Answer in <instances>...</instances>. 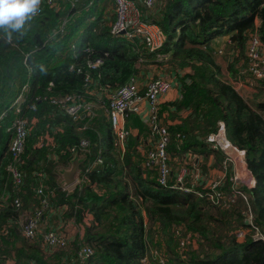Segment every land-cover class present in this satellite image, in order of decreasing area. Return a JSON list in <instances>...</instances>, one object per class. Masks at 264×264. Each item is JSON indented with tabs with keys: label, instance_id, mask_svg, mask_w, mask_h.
I'll list each match as a JSON object with an SVG mask.
<instances>
[{
	"label": "trees",
	"instance_id": "trees-1",
	"mask_svg": "<svg viewBox=\"0 0 264 264\" xmlns=\"http://www.w3.org/2000/svg\"><path fill=\"white\" fill-rule=\"evenodd\" d=\"M88 1L74 0L73 8L67 10L68 2L56 0V12L43 6L40 16L26 20L22 29L7 30L11 31L10 39L7 31L0 29V114L5 111L0 120V245L12 246L7 251L0 246V264L7 257L13 264H144L140 259L150 261L152 255L161 258L162 264H264V242L252 240L256 234L264 238V82L256 81L248 97L241 96L232 85L234 80L243 79L238 69L245 64L248 36L255 33L264 45V0H165L164 6L155 11L156 17H150L164 35L159 52L168 55L166 61L156 63L165 64L167 73L172 69L182 72L176 79L178 98L159 105L160 116L166 110L168 120L176 121L166 124V152L180 159L186 150L196 155L212 150L222 165L221 151L204 142L216 131L217 121H222L226 139L243 152L246 168L254 178L250 189L242 188L246 200H228L227 206L222 198H206L204 193H210L206 188H199L202 197L164 188L156 184L140 161L125 163L126 152L133 154L131 147L137 143L129 134L120 159L102 109L95 116L98 120L94 117L76 123L80 128L87 122L80 130L61 109L53 111L48 97L85 98L86 77L114 90L136 74L135 65L141 56H155V52L143 54L140 41L109 36L101 11L94 3L87 6ZM64 13L66 33L56 34L45 43L48 32ZM92 14L95 20L86 22L87 29L81 34L77 27ZM73 33L80 34L76 46L67 42ZM225 34L230 44L217 55L209 41ZM218 57L226 62L230 78L221 73ZM95 59L101 60L96 68L86 66ZM238 63H242L240 67ZM70 64L79 67V72L69 70ZM24 82L29 84L30 95L16 114L25 120L29 133L22 152L13 160L6 146L9 132L4 130L16 114L7 107ZM33 95L43 97L34 99ZM135 119L132 123L138 126V133L145 132V126ZM130 125L126 124L128 130ZM81 139L88 141L87 149L72 154L70 147L78 148ZM54 154H58L56 162L50 161ZM96 157L102 164L84 172L86 164ZM73 158L83 180L66 195L57 185L58 169L67 167ZM8 164L21 174L18 187L4 169ZM229 173L228 169L217 187L225 193L230 188ZM202 178L199 172L198 184H202ZM39 184L42 195L35 191ZM16 195H20L19 207L11 205ZM53 196L66 205L62 217L75 231L69 232L64 247L46 250L41 241L17 235L15 227L20 231L25 221L18 214L28 210L26 219L40 207L43 197L46 208L52 209ZM45 214L44 218L47 211ZM224 215H228L226 221ZM224 223L230 228L222 233L220 226ZM42 226L52 229L53 223L49 219ZM172 230L177 237L194 236L201 243L200 251H181ZM219 236L223 237L221 241ZM82 247H88L91 253L79 257L77 252Z\"/></svg>",
	"mask_w": 264,
	"mask_h": 264
},
{
	"label": "built area",
	"instance_id": "built-area-1",
	"mask_svg": "<svg viewBox=\"0 0 264 264\" xmlns=\"http://www.w3.org/2000/svg\"><path fill=\"white\" fill-rule=\"evenodd\" d=\"M55 1L56 0H41L43 4H46L53 10L58 9L56 3L54 4ZM65 1H68L70 5L73 6L74 0ZM109 5L112 7L115 16L109 28V33L111 35H118L120 31H123L125 39L132 40L133 38H138L148 52L156 50L162 44L164 37L158 26L152 22L147 23L141 19L142 10H152L155 5V0H109ZM39 11L40 8L35 14L39 13ZM59 30H62V25L59 27ZM156 57L162 59L160 56L156 55ZM244 61L246 64V76H244L240 82L246 86H253L256 81L264 82V45L261 44L255 33L250 34L246 41ZM100 62V59L88 61L86 62V66L93 68ZM76 70L78 71L79 69L77 68ZM84 80L88 82L89 78L86 77ZM170 80L168 76L151 78L145 82L142 90L138 87L135 77H130L127 82L116 87L114 90H110L106 86H101L97 91L99 95H103L105 98L104 101L99 102L98 105H94L75 95H63L52 98L49 101L53 106L66 113L73 121L80 119L82 115L86 116L85 118L89 120L94 115V110L103 107V114L113 135L112 145L120 151L124 150L126 139L129 135V130L126 128L124 122L126 112L141 113L146 121L148 132L151 137V145L145 150L140 161L141 167L153 174L154 180L159 186L185 189V176L189 175L191 177L190 184L192 185L194 181L199 178V172L193 165L191 166V172L183 165L179 167L173 182H168L171 174L169 156L166 152L169 133L166 126L157 116L158 98L170 88ZM23 99L24 96L21 92L16 97V104L22 103ZM143 104H146V107H143ZM84 127L85 125L82 126V128ZM28 132L25 120L16 118L13 121L11 142L9 145L13 160H16L22 152L24 140ZM177 135L178 134H176V136ZM206 140L212 147L222 151L224 160L220 169V175L204 186L206 189L210 190V193L207 195L204 193V195L209 200L217 201L222 198L224 200V206H227L226 203L228 200L233 201L235 198H241L245 201L246 194L242 188L249 189L252 187L253 176L245 167L243 152L236 149L226 139L223 123L221 121L218 122L216 131L209 134ZM85 145V141L80 142V146ZM70 150H73V148H70ZM232 153L237 154L236 158L239 161L236 169L233 168L234 160ZM95 162L100 163L101 161L97 158ZM228 168L231 169V174L229 175V181L231 182L228 193H225V191L218 190L217 187H219L221 180L226 176V170ZM6 171L9 173L14 187L20 186L22 181L20 172L11 164L6 166ZM79 181V178H75L72 183H62L59 187L68 194ZM42 192L43 187L39 184L36 188V193L37 195H42ZM12 203L15 207L20 206L18 195L13 198ZM46 205L47 200L43 197L40 201V207L34 209L33 213L26 219L24 218L25 221L21 223L20 227V235L26 240H40L43 248H62L66 245L65 240L70 233L68 231H66V233L63 232L61 223H57V226L55 225L57 229H41V221L45 211L52 215H59L58 211H61L48 210ZM248 216H251L250 212ZM257 235L259 234H256L253 239L262 240V236ZM77 253L79 257H85L89 255L91 251L88 247H82ZM157 258V262L162 264V259L159 257Z\"/></svg>",
	"mask_w": 264,
	"mask_h": 264
},
{
	"label": "clouds",
	"instance_id": "clouds-1",
	"mask_svg": "<svg viewBox=\"0 0 264 264\" xmlns=\"http://www.w3.org/2000/svg\"><path fill=\"white\" fill-rule=\"evenodd\" d=\"M61 1H65V0H61ZM66 2H68V1H66ZM56 3V5H57V2H54V4ZM69 3V2H68ZM91 3H94V6L95 7H97V9L98 10H100L101 11V17L102 18H104L105 20H106V18H108V9H112V7L109 5V0H103L102 2H100V0H89L88 2H87V6L89 5V4H91ZM43 4V2H41V0H0V29H5L6 31L7 30H11V31H19L20 29H22L23 27H24V25H25V22H26V20H28V19H30V18H34V17H37V16H40V13H41V5ZM73 6H74V2H73ZM73 6H71L70 5V3H69V7H67V10H70V9H72L73 8ZM155 6V5H154ZM48 8H50L49 6H47ZM57 7H58V5H57ZM39 8H40V11H39V13H37V14H35L38 10H39ZM51 9V8H50ZM53 10V9H52ZM56 10L57 9H55V10H53L54 12H56ZM112 11H113V9H112ZM156 11V9H152V10H150V11H146L145 9H143L142 10V12H144L147 16H150L152 19H154L156 16H155V12ZM111 15H109L110 17L111 16H113V19L111 20V21H109L108 22V24H107V33H108V35L109 36H111V37H116L117 35H111L110 33H109V28H110V24H111V22H113V20H114V18H115V16H114V11L111 13V12H109ZM66 16L67 15H65V13L63 14V16H62V19H61V21H60V23H59V21H58V23L56 24V25H54L53 26V28L51 29V31L50 32H48V34H47V37H46V40H45V43H47L46 41H48V40H50L48 37H49V35H50V38L51 37H53L54 35H56V34H64V29H63V27H65L64 26V24H65V22H67V18H66ZM141 19L142 20H149L150 22H152V23H154L155 25H157L154 21H152V20H150V19H147L146 17H143V14H142V16H141ZM95 20V15L94 14H92L87 20H86V22H91V21H94ZM62 25V30L60 31L59 30V27ZM158 26V25H157ZM86 27H87V25H86ZM158 28H159V26H158ZM87 28H84V29H82V30H86ZM160 29V28H159ZM82 30L80 31L81 32V34L83 33L82 32ZM161 30V29H160ZM11 31H7V35H8V38L10 39L11 38ZM121 32V31H120ZM119 32V34H118V36H121V37H123L124 38V36H123V33H120ZM162 32V31H161ZM163 34V33H162ZM228 35V34H227ZM163 37H164V35H163ZM214 38V37H213ZM125 39V38H124ZM126 41H128V42H135V41H140L138 38H133L132 40H127V39H125ZM163 42H164V38H163ZM163 42H162V44H163ZM140 43H142L141 41H140ZM143 44V43H142ZM162 44L156 49V50H154V51H152V52H148L147 50H146V48L144 47V45H143V48H144V52H143V54H145V53H153V52H155V56H154V58H153V60L154 61H157V62H160V61H165L167 58H168V55L167 54H162V53H160L159 52V49L161 48V46H162ZM230 44V41H229V35H228V43H227V45H229ZM86 48H84L83 50H85ZM224 48H217L216 50H214V51H216V53H217V55H219V54H221V52H222V50H223ZM156 55L157 56H160L162 59H158L157 57H156ZM144 57L143 56H141V58L138 60V62H141L142 61V59H143ZM26 60H28V58L26 57ZM100 64V63H99ZM98 64V65H99ZM98 65H96L95 67H93L92 69H94V68H96ZM71 67V68H70ZM78 69H79V67H77ZM77 68H74V66L72 65V64H70L69 66H68V69L69 70H71V71H74V72H79V70L77 71L76 69ZM168 75H163V76H168V77H170V76H172V77H174V74L173 73H171V72H168L167 73ZM170 75V76H169ZM157 76H160V75H157ZM157 76H155V77H157ZM132 77H135V75H133ZM154 77V78H155ZM153 78V77H152ZM151 79V78H150ZM135 80H136V78H135ZM149 80V79H148ZM175 82H176V79H175ZM93 83V81H92V78L90 77L89 78V81L87 82V86H86V89H85V92H84V94L86 95V97L85 98H83V97H80V96H78V95H75V96H78L79 98H82V99H84L85 101H88V102H91V103H93L94 105H98L99 104V102H102V101H104V96L103 95H99V93H98V91H97V89L99 88V87H101V86H104V85H101V84H97L96 82H95V84H94V89H95V91L98 93V96H90L89 94H88V92H86L89 88H90V85ZM176 84H177V86H179L178 85V83L176 82ZM107 87V86H106ZM142 90V89H141ZM22 92V94H23V96H24V98H25V95H26V100H27V96L28 95H30V87H29V84L27 83V82H24L22 85H21V87L19 88V90H18V93H17V95L19 94V93H21ZM17 95L15 96V99L13 98V103H12V105H8V107H7V110H9V109H11V108H13V109H16L15 110V113H17V111H18V108L21 106V105H23V103H25V100L23 99V101H22V103H20V104H16V97H17ZM38 97H43V96H38V95H35V98L34 99H37ZM53 97H55V96H53ZM48 100H50L49 98H47ZM158 110H159V102H158ZM52 107H53V111L54 110H56V111H58V109L59 108H57V107H55V106H53L52 105ZM103 112V111H102ZM4 114H5V111L4 112H2L1 114H0V117L1 116H4ZM66 114V113H65ZM98 113H97V109L96 110H94V115L92 116V118L91 119H93L96 115H97ZM135 114H137V113H135ZM67 115V114H66ZM104 115V114H103ZM68 116V115H67ZM157 116H158V118L160 119V117H159V112H157ZM69 117V116H68ZM86 116H84V115H82L81 116V118L80 119H78V120H76V121H73L70 117V119L72 120V122L73 123H78V122H80V121H83V120H86V121H88V119L87 118H85ZM16 118H20V117H18L17 116V114H16V117H14L10 122H9V126H6L5 127V130H6V132H9V137H11V134H12V123H13V121L16 119ZM2 119H4V117H1L0 118V120H2ZM91 119H89V120H91ZM104 119H105V121L107 122V120H106V118H105V116H104ZM162 122V121H161ZM218 122L219 121H217V123H216V129H217V126H218ZM222 122V121H221ZM165 126H166V123H164V122H162ZM223 123V122H222ZM107 124H108V122H107ZM83 125H85V127L87 126V122H84L83 124H82V126ZM126 125V124H125ZM82 126L80 127V129H82ZM108 127H109V125H108ZM166 128H167V126H166ZM110 129V128H109ZM29 133V132H28ZM110 134H112L111 133V131H110ZM129 134H130V130H129ZM209 136V134L204 138V142H206L208 145H209V147L211 148V149H214V150H219V149H217V148H214V147H212L211 146V144L206 140V138ZM112 137H113V135H112ZM47 138L49 139V136H47ZM128 138V137H127ZM112 139V138H111ZM81 141H85L86 142V145L85 146H80V142ZM126 141H127V139H126ZM168 143H169V141H168ZM167 143V144H168ZM78 148H76L77 147V145H75V146H72V147H70V148H73V150H70L69 149V151L72 153V154H74L75 152H76V150H86L87 149V146H88V141L87 140H85V139H81V140H79L78 141ZM113 146V145H112ZM8 149H9V147H7ZM125 149H126V143H125V148H124V150L123 151H120V155L121 154H123V153H125L124 151H125ZM219 151H221V150H219ZM221 156L224 158V155H223V153H222V151H221ZM119 155V156H120ZM167 155L169 156V154L167 153ZM74 157V156H73ZM183 157V156H182ZM180 158V159H184L183 160V163H182V165H180L179 167H181V166H185L188 170H190V168H191V166L193 165V167H195V168H197V170H198V172H200V163H201V158H200V156H198V155H196L195 153H193V152H191V151H187L186 152V155H185V157H183V158ZM97 158H99L100 159V163H96L95 162V160L97 159ZM171 158L173 159H179V158H177L176 156H172L171 155ZM57 159H58V154H54L51 158H50V161H54V162H56L57 161ZM141 159H142V157H141ZM73 160H76L75 158H73L72 159V161ZM170 160V159H169ZM224 160V159H223ZM72 161H70L69 162V164L67 165V167H65V168H59L58 169V180H57V185L58 186H60V184H70V183H72L73 182V180L75 179V178H79L80 179V181H79V183L73 188V190L70 192V193H68V194H66V195H69V194H71L77 187H80V185H81V183H82V178H81V173H80V170H79V167H77V164H76V174L74 175V177H73V179L69 182V183H65L64 181H63V179H62V176H61V173H62V171H64V170H67V168H69L70 167V165H71V162ZM141 161V160H140ZM76 163H77V160H76ZM223 163V162H222ZM102 164V160H101V158L100 157H96L95 159H93L92 160V162L90 163V164H86V167H85V170H84V172H87V171H89L92 167H94V166H96V165H101ZM140 164H141V162H140ZM169 165H170V168H171V164H170V162H169ZM7 166V165H6ZM221 166L222 165H220V169H221ZM179 167L177 168V171H176V173L178 172V169H179ZM245 167H246V165H245ZM229 170H231L230 168H228ZM227 169V170H228ZM247 169V168H246ZM227 170H226V173H227ZM7 172V171H6ZM149 172V171H148ZM249 172V171H248ZM8 173V172H7ZM151 173V172H150ZM172 173V172H171ZM201 173V172H200ZM38 174V173H37ZM231 174V172L229 173V175ZM251 174V173H250ZM8 175H9V173H8ZM151 175L153 176V174L151 173ZM10 176V175H9ZM174 177H175V175L174 176H172L171 177V174H170V177H169V183H172L173 182V180H174ZM11 178V177H10ZM154 178V177H153ZM171 178H172V181H171ZM190 179H191V177L189 176V175H186L185 176V178H184V181H185V189H181V188H168V187H164V188H168V189H172V190H177V191H180V192H182V193H189V192H191V193H193V194H195V195H197L198 197H202L203 195L201 194L202 193V191H200L199 190V188L201 187V188H206V187H204L205 185H207V184H205V179H204V177L202 178V184H198V182H197V180L199 179H196L195 181H194V183L191 185L190 184ZM12 181V180H11ZM211 181V180H210ZM157 184V183H156ZM253 184H254V178H253ZM253 184H252V186H253ZM158 185V184H157ZM159 186V185H158ZM251 188V187H250ZM249 188V189H250ZM36 191V190H35ZM37 194V193H36ZM19 197H20V195H18ZM51 198V197H50ZM207 198V197H206ZM20 199V198H19ZM11 205L12 206H14L13 205V203H12V201H11ZM51 210V209H50ZM52 210H54L53 208H52ZM55 211V210H54ZM58 211V210H57ZM64 211H66V209L65 210H61V211H58L59 212V215H52L51 213H49V212H47V215H52V216H54V217H56V219H57V223L58 224H60L61 223V226H62V230H64V231H68V232H70V231H75L74 230V228H73V226H72V224H71V222H65L64 221V219H63V213H64ZM27 213H28V210L27 211H22L21 213H19L18 214V216H20V217H23V218H25L26 217V215H27ZM45 215L46 214H44L43 215V218L45 217ZM45 219V218H44ZM44 219H42V221H41V229L42 230H44L45 228L42 226V222H43V220ZM60 226V227H61ZM70 226V227H69ZM68 227H69V229H68ZM52 229H57V227H55V225H53V228ZM41 230V231H42ZM16 231H17V233L20 235V231L18 230V228L16 227ZM21 236V235H20ZM22 237V236H21ZM24 239V238H23ZM259 240H261V239H259ZM40 241V240H39ZM261 241H263V240H261ZM264 242V241H263ZM1 247H2V249H3V251H7L8 249L5 247V246H2V245H0ZM46 250H47V248H45ZM11 256V255H10ZM6 262V259H4V264H6L5 263ZM140 262L141 263H144L145 264V262H146V258L145 257H143V258H141L140 259Z\"/></svg>",
	"mask_w": 264,
	"mask_h": 264
},
{
	"label": "crops",
	"instance_id": "crops-1",
	"mask_svg": "<svg viewBox=\"0 0 264 264\" xmlns=\"http://www.w3.org/2000/svg\"><path fill=\"white\" fill-rule=\"evenodd\" d=\"M255 24H257V23H255ZM227 43H228V35L227 34L215 36L214 38H212L209 41V44L213 48V50H216L217 48H225ZM162 62H164V61H162ZM135 67H136L135 78H136L137 85H138V87L140 89H142V87L144 86L145 82L148 79H150L152 77H155L157 75H160V74L168 75L166 70H164L165 69L164 68L165 64H160V65L157 64L156 61L153 60V57L151 55H144V58L142 59V61L141 62H137ZM169 72L173 73L174 77L169 75L170 79H171L170 80V88L163 95H161L158 98L159 105H162L164 103L173 102L179 96L178 87H177V84L175 82V79H177V77H179V75L182 72L180 70L176 71L174 69L170 70ZM91 85H90V88H89L90 90L88 89L89 90L88 94L90 96H98V93L94 89L95 88L94 84L92 83ZM232 85H233L234 89L243 97H248L249 93L254 91V86H246V85L242 84L240 82V80H234ZM142 106L146 107V104H143ZM171 108H172V106H171ZM168 113H169L168 111L162 110L161 116L159 115L160 120L162 122L168 124V125H172L173 123H176V121L168 120V118H167ZM130 115L128 116L129 119L125 122V124H127V126L129 124H131L130 127H129L130 128V135L136 137V135L139 134V136H137V139H135L133 137V142L137 143L135 148H134V145L131 147L134 150V153L132 154L130 152V150L127 151L124 159H125V163H128V162L138 163V161L141 160V157L143 156L145 150L149 146H147V147H145V149H143L144 145L141 144L138 141L141 138L142 133H138V130H137L138 126L137 125H133V123H132L133 118L138 117V116L135 115V114H134L135 117L134 116H130ZM206 147L208 149H210L207 146V144H206ZM125 151H126V149H125ZM187 151H190V150H186L184 152V154L182 155L183 157H185ZM197 154L200 155V158H201L200 172H201L202 176L205 179V184H208V182L212 178H217L220 175V166L217 163V160L215 159V153H213L212 150L209 151L206 154H202V153H197ZM123 155L124 154H121L119 156V158L123 159ZM137 158L139 160H137ZM229 171L231 172V170H229ZM171 172H172L171 173V177L176 174V171L174 170V168L172 169V167H171ZM171 181H172V178H171ZM49 219L52 221L53 225L57 226V219H56V217H54L52 215H48L43 220L42 224L45 223V222H48ZM69 227H68V229H69ZM5 263L6 264H13V259L11 257H7Z\"/></svg>",
	"mask_w": 264,
	"mask_h": 264
},
{
	"label": "rangeland",
	"instance_id": "rangeland-1",
	"mask_svg": "<svg viewBox=\"0 0 264 264\" xmlns=\"http://www.w3.org/2000/svg\"><path fill=\"white\" fill-rule=\"evenodd\" d=\"M103 0H100V2H102ZM164 2H165V0H155V6L152 8V9H156V10H158L159 8H162L163 6H164ZM43 6H45L46 8H48L47 7V5L46 4H42L41 5V8L43 7ZM48 9H50V8H48ZM51 11H53L52 9H50ZM109 11H108V18L109 19H107L106 18V24H108V21H111L110 20V16L109 15H111L109 12H113L112 11V9L110 8V9H108ZM54 12V11H53ZM142 14H143V17H146L147 19H150V16H147L144 12H142ZM61 19H62V17H60L59 18V23H60V21H61ZM150 20H152V19H150ZM147 23H151L149 20H145ZM152 21H154V20H152ZM68 22V21H67ZM67 22H65V24H64V26L67 24ZM254 23H257L258 24V19L257 18H254ZM87 23H86V21H83V25L82 26H80V27H77L80 31L82 30V29H84V27H85V25H86ZM256 24V25H257ZM63 29H64V33H66V30H65V27H63ZM79 31V32H80ZM80 34H78V33H73V35H71V36H69V38H68V43H70V44H73L74 46H76V45H78V44H80V42H79V39H78V36H79ZM49 39H50V35H49V37H48ZM216 62L220 65V68H221V73H223V75H224V77L227 79V78H230V74L228 73V72H226L225 71V67H226V62H224V61H222L221 60V58H217V60H216ZM240 64H242V63H238V66L240 67ZM238 66H236L237 68H238ZM246 64H244V66H242L241 68H239L238 69V73H239V75H242L243 77L244 76H246ZM160 76L161 77H165V76H163L162 74H160ZM261 82V81H260ZM93 84H95V82H93ZM92 86V85H91ZM90 90V89H89ZM89 90H87L86 92H88L89 93ZM241 92V91H240ZM18 93V92H17ZM17 93H15V95H14V99H15V96L17 95ZM32 98H35V95H33L32 96ZM49 99H52V98H55V97H53V96H50V97H48ZM248 99V98H247ZM24 100H26V95H25V98H24ZM248 101H250V99L248 100ZM12 103H13V100L10 102V105H12ZM101 109H103V107H100V108H98L97 109V113H99L100 112V110ZM15 110L16 109H12V111H13V114H16L15 113ZM132 113V112H131ZM129 111H127L126 112V116H125V118H124V122H126L128 119H129V115L131 114ZM135 114V113H134ZM134 114H131V115H134ZM135 115H137L138 117V119L141 121V123L145 126V132H143L142 133V136H141V138L138 140L141 144H143L144 145V148L143 149H145V147H147V146H149L150 147V145H151V137H150V135H149V132H148V127H146L147 125H146V121H145V119H144V117H143V115L141 114V113H139V114H135ZM103 116V115H102ZM104 117V116H103ZM1 118V117H0ZM95 119L96 120H98V118L97 117H95ZM94 119V120H95ZM132 119V118H131ZM133 120H136L135 118L133 119ZM75 125H76V127H77V129L78 130H80V128H78V124H76V123H74ZM129 126V125H128ZM127 126V127H128ZM4 131H6V130H4ZM10 142H11V137H8V140H7V143H6V146L7 147H9V145H10ZM148 147V148H149ZM147 148V149H148ZM168 153V152H167ZM169 154V162H170V164H171V167H172V169L174 168V170L175 171H177V168L180 166V165H182V163H183V160L184 159H172L171 158V155H170V153H168ZM232 157H233V168L234 169H236L237 168V166H238V164H239V161L237 160V154H235V153H232ZM200 165H201V163H200ZM226 168V167H225ZM4 169H5V171H6V165H5V167H4ZM68 169V168H67ZM234 172V171H233ZM221 174H223V173H221ZM216 178H212L211 179V181H213V180H215ZM228 179L230 180V176L228 177ZM192 182V181H191ZM231 182V181H230ZM27 204V206H29V204L28 203H26ZM51 205H52V207H53V209L55 210V211H57V210H65V209H67V207H66V205L64 204V203H59L58 202V200H57V197L56 196H53V197H51ZM233 211L234 212H237V208H234L233 209ZM223 218H224V221H226L227 219H228V215H224L223 216ZM222 226V225H221ZM220 226V228H222V233H224L225 232V230L226 229H229L230 228V224L229 223H224L223 224V226L221 227ZM15 229H16V227H15ZM172 232H173V236H174V238H175V240H176V243H177V245H176V247H178V248H180L181 249V251H186V249H187V253H194V252H199L200 251V241L199 240H197L194 236H188V235H186L185 237H177V233H176V231L175 230H172ZM16 233H17V231H16ZM17 235H19L18 233H17ZM257 236H259V235H257ZM220 238H219V240L218 241H221L222 240V236H219ZM255 237V236H254ZM252 240H254V239H252ZM262 240H264V238L262 237ZM173 243L174 242H170V245H171V247H174L175 248V244L173 245ZM5 247L7 248V249H12V246L11 245H9V244H5ZM156 261H158V258H157V256H155V255H152V260H146V262H145V264H158Z\"/></svg>",
	"mask_w": 264,
	"mask_h": 264
},
{
	"label": "water",
	"instance_id": "water-1",
	"mask_svg": "<svg viewBox=\"0 0 264 264\" xmlns=\"http://www.w3.org/2000/svg\"><path fill=\"white\" fill-rule=\"evenodd\" d=\"M120 33H123V31H121ZM76 164V160H73L70 167L67 170L62 171L61 176L65 183H69L76 174Z\"/></svg>",
	"mask_w": 264,
	"mask_h": 264
}]
</instances>
